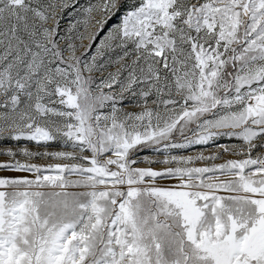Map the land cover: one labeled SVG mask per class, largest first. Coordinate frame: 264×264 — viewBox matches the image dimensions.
Returning <instances> with one entry per match:
<instances>
[{
	"label": "snow or ice",
	"instance_id": "6c2138e0",
	"mask_svg": "<svg viewBox=\"0 0 264 264\" xmlns=\"http://www.w3.org/2000/svg\"><path fill=\"white\" fill-rule=\"evenodd\" d=\"M78 2L0 0V264H264V0Z\"/></svg>",
	"mask_w": 264,
	"mask_h": 264
},
{
	"label": "rangeland",
	"instance_id": "374dc122",
	"mask_svg": "<svg viewBox=\"0 0 264 264\" xmlns=\"http://www.w3.org/2000/svg\"><path fill=\"white\" fill-rule=\"evenodd\" d=\"M88 2H89V0H79L78 4H75L73 7H70L69 9H67L64 12L63 18L60 20L61 32H64L67 29V27L71 23L74 22V20H75V12H76L77 8L87 5ZM131 2H132V0H129V3H131ZM122 14H123V11H121V13L117 14L115 17H113L108 22V24L105 26L104 32L101 33V37L104 35V33H106L108 31V29L113 27L119 21L120 16ZM50 23H51V21H50ZM84 43L86 44L87 40H85ZM94 47H95V45L93 46V48ZM83 51H84L83 48L78 49V52H83ZM111 70H113V69H108V71H111ZM92 75L98 77V76L101 75V73H92ZM124 107L127 110H134V109H136L137 106L132 104V103H128V104H125ZM220 143L224 144V145H229V144H233L234 145L237 142L236 141L229 142L227 140H224V141H221ZM27 147L32 149L33 151H41V152L45 151V150H47V151H61V150H63V151H72L71 148H62L61 145H59V144H50L47 147V149H45L43 147H38L35 144H28ZM217 151H219V147H217L216 145L197 146V147L192 148L189 151L179 153V155L190 156V155H196L197 153L203 152L207 156L208 154L214 153V152H217ZM143 155H147L151 159H161V160L164 159L163 156H155L154 154H152L150 152L143 153L142 157H143ZM18 158L21 159V160L24 159L23 157H18ZM228 158H236V157L232 156L228 152H225L220 160L213 161L212 163H221V162H223L224 159H228ZM7 160H9V157L0 155V162H4V161H7ZM28 162L34 163V164H38L40 166H46L48 164L63 163L65 161H57V160L49 159L47 157H43V158H39V159H33V160L28 161ZM204 163H205L204 161H201V162H198L194 166H203ZM137 166L138 167H148L149 165L147 163H140ZM168 166H170V165H166V164H155V165H152V167H154L156 169H163V168L168 167ZM26 174L27 173H18V172H13V171H0V175H26ZM161 183H166V181H161Z\"/></svg>",
	"mask_w": 264,
	"mask_h": 264
}]
</instances>
